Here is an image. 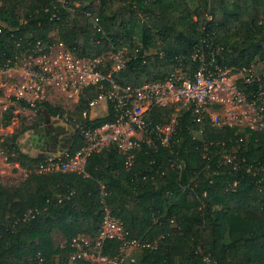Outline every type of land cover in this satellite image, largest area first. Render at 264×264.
Here are the masks:
<instances>
[{
  "label": "trees",
  "instance_id": "16d2710c",
  "mask_svg": "<svg viewBox=\"0 0 264 264\" xmlns=\"http://www.w3.org/2000/svg\"><path fill=\"white\" fill-rule=\"evenodd\" d=\"M73 3L78 5L70 13L66 6ZM18 9V1L0 0L3 68L13 66L15 56L36 40L55 39L79 57L125 46L124 66L111 76L121 86L137 85L143 77L160 79L175 69L194 70L192 54L201 49L212 50L222 65L264 59V0H29L21 13ZM96 92L95 85L80 92V112ZM34 108L43 118L63 112L47 100ZM173 110L153 107L150 118L166 121ZM111 120L109 105L88 124ZM177 120L170 145L144 147L130 168L110 146L88 157L85 176L30 170L17 185L0 184V264H69V239L93 236L98 229L101 187L110 213L130 236L163 235L157 248L134 254L133 264H200L197 246L216 264H264V130L207 124L203 136L213 144L206 159L201 138L191 131L190 106L179 109ZM17 136L7 145L17 154L10 159L37 166L43 155L22 152ZM79 145L75 130L67 149L73 152ZM220 153L233 155L238 166L221 163ZM172 162L179 167L171 168ZM55 231L64 238L63 247L55 243ZM104 246L114 254L119 242L107 240ZM57 254L62 256L59 262L54 260Z\"/></svg>",
  "mask_w": 264,
  "mask_h": 264
},
{
  "label": "built area",
  "instance_id": "2783aa9c",
  "mask_svg": "<svg viewBox=\"0 0 264 264\" xmlns=\"http://www.w3.org/2000/svg\"><path fill=\"white\" fill-rule=\"evenodd\" d=\"M99 30V28H98ZM126 47L109 50L107 56L79 57L63 41L42 43L40 40L16 55L21 62V78L15 85L13 97L35 107L46 100L48 90H56L68 96L79 94L88 86H97V92L87 100L81 111V120L66 118L79 134V147L70 152L63 149L43 154L36 171L71 172L87 175L86 162L96 151L113 147L124 158L130 168L137 152L146 148L169 146L178 124V111L190 106L192 133L201 138L200 150L203 158L209 159V146L203 136L206 125L211 127H240L252 131L264 130V59H255L248 65H222L210 50H196L192 59L194 70L175 69L160 79H142L137 85L121 86L112 74L124 66ZM18 64V63H17ZM3 68V67H0ZM107 69L104 73V69ZM108 86L103 85V81ZM76 100V101H77ZM114 110V120L90 125L94 108L101 106L107 111ZM173 106L174 110L166 121L154 122L150 118L153 107ZM61 115L58 114L59 119ZM195 137V135L193 134ZM217 143H221L217 141ZM221 163H231L236 168L234 156L220 153ZM179 167L175 162L170 167ZM101 187V220L95 235L77 234L66 245L69 264L85 261L87 264H133L134 252L157 248L163 235L152 239L132 237L118 218L110 213ZM31 214L29 210L26 215ZM171 224L174 220H170ZM107 240L119 242L114 254L107 253L104 243ZM195 253L201 258L200 264H216L209 254L197 246Z\"/></svg>",
  "mask_w": 264,
  "mask_h": 264
},
{
  "label": "rangeland",
  "instance_id": "374dc122",
  "mask_svg": "<svg viewBox=\"0 0 264 264\" xmlns=\"http://www.w3.org/2000/svg\"><path fill=\"white\" fill-rule=\"evenodd\" d=\"M16 1L19 2L18 11L21 13L22 6L27 4L29 0ZM189 4L193 7L195 3L190 1ZM77 5V3H73V6L67 5L66 7L70 13H74L75 6ZM50 35L52 38L57 37L56 31H52ZM108 52L109 50L105 52L106 56ZM20 65L21 62L18 60V62L16 61V67L14 66L12 69L0 68V184L5 186H14L21 183L30 170L36 171L37 169L36 166H22L19 162L10 159L17 156L16 152H11L7 148L10 138L14 133H18L15 143L22 152L29 155H36L38 153L43 155L47 152L67 149L75 128L70 122H65V119L71 117L82 119L76 97L68 96L56 90H48L46 92V100L63 111L59 113L61 115L59 119L57 118L58 114L43 118L38 115L33 106H25L18 102L17 99H13V90L21 78ZM142 79L145 78L143 77ZM9 110H11V118L8 119L7 114ZM93 110V112H90L93 118L105 112L101 106ZM6 121H8L6 125H1V123H5ZM44 128H48L51 133L56 135V142L49 143L46 141L45 136L38 135ZM193 134L198 136L195 132ZM52 236L55 243L59 247H63L65 244L64 238L56 231L53 232ZM134 253L138 255L140 251L136 250ZM61 259L62 256L60 254L54 256L56 262H59Z\"/></svg>",
  "mask_w": 264,
  "mask_h": 264
},
{
  "label": "flooded vegetation",
  "instance_id": "af4514ba",
  "mask_svg": "<svg viewBox=\"0 0 264 264\" xmlns=\"http://www.w3.org/2000/svg\"><path fill=\"white\" fill-rule=\"evenodd\" d=\"M52 134H53V133H51L50 130H49L48 128H44L43 131H42L40 134H38V135H41L42 137L45 136L46 141H48L49 143H54V142L57 141V139L54 140L53 138H51V135H52Z\"/></svg>",
  "mask_w": 264,
  "mask_h": 264
},
{
  "label": "water",
  "instance_id": "95a60500",
  "mask_svg": "<svg viewBox=\"0 0 264 264\" xmlns=\"http://www.w3.org/2000/svg\"><path fill=\"white\" fill-rule=\"evenodd\" d=\"M51 138H53L54 140H56V139H57V137H56V135H55V134H52V135H51Z\"/></svg>",
  "mask_w": 264,
  "mask_h": 264
},
{
  "label": "crops",
  "instance_id": "0c3cea01",
  "mask_svg": "<svg viewBox=\"0 0 264 264\" xmlns=\"http://www.w3.org/2000/svg\"><path fill=\"white\" fill-rule=\"evenodd\" d=\"M57 232V231H56ZM60 236H61V234L59 233V232H57Z\"/></svg>",
  "mask_w": 264,
  "mask_h": 264
}]
</instances>
